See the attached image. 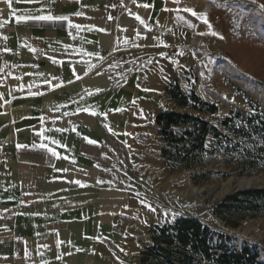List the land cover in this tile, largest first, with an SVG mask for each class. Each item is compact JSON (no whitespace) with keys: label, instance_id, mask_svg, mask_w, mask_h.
Returning a JSON list of instances; mask_svg holds the SVG:
<instances>
[{"label":"crops","instance_id":"obj_1","mask_svg":"<svg viewBox=\"0 0 264 264\" xmlns=\"http://www.w3.org/2000/svg\"><path fill=\"white\" fill-rule=\"evenodd\" d=\"M185 8L182 0H11L10 5L0 0V144L12 146V152L0 148V162L6 159L14 167L12 186L22 191L18 174L23 186L22 197L0 195V264H99L100 255H109L97 220L117 233V216L127 211L119 210L113 194L119 190L124 196L127 189L95 187L102 150L89 142L100 139L94 114L115 111L125 118L133 109L141 115L149 98L167 92L172 80L182 86L190 61L184 52L170 56L169 48L197 31L198 16ZM49 14L68 16L80 27L68 21H17ZM10 65L33 70L29 83L7 78ZM78 120L87 122L74 126L86 140L74 133L54 137L53 129L63 132ZM53 143L60 152L54 159L50 152L49 165L18 163L15 157L27 146L28 159L42 161L47 157L32 147ZM74 149L82 153H76L78 166L69 162Z\"/></svg>","mask_w":264,"mask_h":264},{"label":"rangeland","instance_id":"obj_2","mask_svg":"<svg viewBox=\"0 0 264 264\" xmlns=\"http://www.w3.org/2000/svg\"><path fill=\"white\" fill-rule=\"evenodd\" d=\"M182 5L198 13L197 31L186 35L180 42L186 44L183 52L190 61V68L180 78L182 88L186 93L196 91L203 101L218 103L215 114L199 113L208 117L212 123L219 124L232 110H239L245 115H254L257 110L264 111V7H261L264 0H182ZM199 14H206L207 23ZM213 31L218 35L209 34ZM6 72L7 78L12 81L16 78L15 83L21 85L29 83L28 74L33 73V70L30 71L24 65H10ZM19 94L25 95L24 92ZM137 101L134 98L133 105ZM148 101L150 103L141 115L133 109H128V113L123 114L125 118L121 116V112L115 111L100 116L94 114L100 132V139L95 141V145L102 150L98 161L101 173L97 176L95 187L109 184L110 187L127 189L124 196L129 204V212L126 213L129 217L118 215L115 223V234L127 237L128 244L123 254L115 258L112 264H141V251L152 242L150 227L179 216L196 217L212 228L232 235L238 247L245 243L255 245L264 261V215L228 221L213 211L217 203L241 185L240 189L248 186L264 187V172L243 175L233 172L227 179L215 176L209 181L195 183L192 178L193 169L169 170L161 155L163 142L156 128L155 113L167 108L196 111L177 105L166 91ZM67 114L77 115L72 112ZM91 114L93 113H84L88 117ZM100 118L106 120L108 128H103ZM78 121L71 122L70 127L63 132L53 129L56 133L54 137L60 139L61 135L67 137L68 133H74L80 140H86L74 126L82 128L87 122ZM212 142V138H209V148ZM55 144L51 148L48 145L32 147L36 154L47 157L42 161H30L27 146H21L15 157L18 163L49 165V149L56 152V155L52 154L53 159L60 152V147ZM1 145L2 151L12 152V146L7 143L2 147ZM72 152L75 156H70L69 162L78 166L76 153H82L76 149ZM225 159L224 154H219L217 168L231 171L225 164ZM0 167L4 172V178L1 177L0 181V195L9 196L10 199L14 195L22 197L20 175L17 173L19 179L16 185L22 188L21 192L12 186L14 167L6 159L0 162ZM81 168L83 169L82 166ZM64 170L66 171L65 168ZM188 183L199 187L201 192L191 196L192 198L175 194L170 199V190L165 194L156 190V184L159 187L166 184L184 191L187 188L183 186ZM79 187L87 188L88 185L80 182ZM115 193L113 195L122 194L119 190ZM79 215L83 217L84 213ZM73 219L68 217L67 220Z\"/></svg>","mask_w":264,"mask_h":264},{"label":"trees","instance_id":"obj_3","mask_svg":"<svg viewBox=\"0 0 264 264\" xmlns=\"http://www.w3.org/2000/svg\"><path fill=\"white\" fill-rule=\"evenodd\" d=\"M170 97L181 107L159 111L156 128L163 145L161 155L169 170L193 169L195 183L215 176L227 179L264 172V111L245 115L232 110L219 124L199 112L213 115L217 102L203 101L192 90L184 92L178 79L167 86ZM212 138V146L207 141ZM219 154L232 170L218 169ZM213 211L228 221L264 215V187H248L227 194ZM152 242L140 255L141 264H264L260 250L253 244L238 247L232 235L212 228L191 216H179L163 224H153Z\"/></svg>","mask_w":264,"mask_h":264},{"label":"bare ground","instance_id":"obj_4","mask_svg":"<svg viewBox=\"0 0 264 264\" xmlns=\"http://www.w3.org/2000/svg\"><path fill=\"white\" fill-rule=\"evenodd\" d=\"M26 140H28V139H26ZM161 186L162 187H159V185L156 184V190L159 191L161 194L162 193L165 194L168 192V190H170L171 192L168 193V195H170V199H171V197H175V194L183 195L186 197H191V196L195 195L196 193L201 192V189L199 187L191 185L190 183H188V185L183 186V187L187 188L184 191H181L180 189H177L173 186L170 187L166 184L165 185L162 184ZM165 190H167V191H165ZM173 199H175V198H173ZM117 200H118V206L120 207L119 210L129 212V209L127 207V205H129V204H127L125 196L118 195ZM162 207H163V205H162ZM98 210H99V212H101L100 208ZM118 215H120L121 217H126V218L129 217V215H127V214H124V215L118 214ZM128 219H130V218H128ZM123 220H125V219H123ZM96 225H97L96 226L97 232L100 233V236L102 238L106 239V243L108 245H110V247H111L109 255L103 256V254H102L99 256V264H110L113 262V260L115 258H118L123 254V252L126 249L127 244H128V242H127L128 238L122 237L121 235H116L115 232L110 227V225L103 223L101 221L100 217L97 220Z\"/></svg>","mask_w":264,"mask_h":264},{"label":"snow or ice","instance_id":"obj_5","mask_svg":"<svg viewBox=\"0 0 264 264\" xmlns=\"http://www.w3.org/2000/svg\"><path fill=\"white\" fill-rule=\"evenodd\" d=\"M9 5L11 4V0H8ZM145 7H147V5H145ZM261 7H264V5H262ZM185 12H189L191 13L193 16L198 15V13L192 9V8H185L184 9ZM81 13H76V15H80ZM202 16V18L205 20V22L207 23V16L206 14H199ZM137 19H139V17L137 16ZM28 20H39V21H68L69 22V26L72 27H80L79 25H72L71 21H69L68 16H53V15H34V16H18L17 17V21H28ZM142 22V21H141ZM209 27H211L209 25ZM204 34V33H201ZM209 34L211 35H218V33L216 32H210ZM223 38V37H221ZM5 51H10V49H5ZM33 51H35V49H33ZM163 54V53H162ZM94 114V113H93ZM87 139V138H85ZM90 143H95V141H89ZM41 147H46V145H41ZM49 151L52 152L53 155H56V152L52 149H49ZM77 184H79V181H76ZM151 207V206H149Z\"/></svg>","mask_w":264,"mask_h":264},{"label":"built area","instance_id":"obj_6","mask_svg":"<svg viewBox=\"0 0 264 264\" xmlns=\"http://www.w3.org/2000/svg\"><path fill=\"white\" fill-rule=\"evenodd\" d=\"M183 44H173L170 48H169V54L172 57H176L178 55H180L183 52Z\"/></svg>","mask_w":264,"mask_h":264},{"label":"water","instance_id":"obj_7","mask_svg":"<svg viewBox=\"0 0 264 264\" xmlns=\"http://www.w3.org/2000/svg\"><path fill=\"white\" fill-rule=\"evenodd\" d=\"M248 187H249V186H248ZM240 188H242V185H241V186H239V189H240ZM239 189H237V190H239ZM237 190H236V191H237Z\"/></svg>","mask_w":264,"mask_h":264}]
</instances>
